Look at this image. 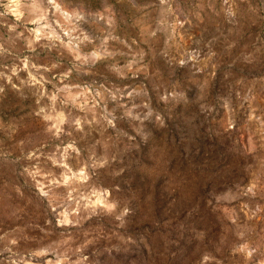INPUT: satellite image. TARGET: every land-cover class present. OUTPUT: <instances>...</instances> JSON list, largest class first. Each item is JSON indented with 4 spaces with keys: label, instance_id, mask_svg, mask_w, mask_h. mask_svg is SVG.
<instances>
[{
    "label": "rangeland",
    "instance_id": "rangeland-1",
    "mask_svg": "<svg viewBox=\"0 0 264 264\" xmlns=\"http://www.w3.org/2000/svg\"><path fill=\"white\" fill-rule=\"evenodd\" d=\"M0 264H264V0H0Z\"/></svg>",
    "mask_w": 264,
    "mask_h": 264
}]
</instances>
